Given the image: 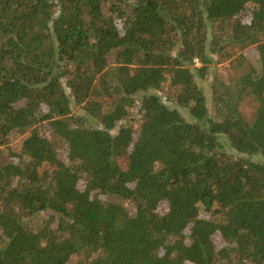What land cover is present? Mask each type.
Returning <instances> with one entry per match:
<instances>
[{"label": "trees", "instance_id": "obj_1", "mask_svg": "<svg viewBox=\"0 0 264 264\" xmlns=\"http://www.w3.org/2000/svg\"><path fill=\"white\" fill-rule=\"evenodd\" d=\"M0 264H264V0H0Z\"/></svg>", "mask_w": 264, "mask_h": 264}, {"label": "rangeland", "instance_id": "obj_2", "mask_svg": "<svg viewBox=\"0 0 264 264\" xmlns=\"http://www.w3.org/2000/svg\"><path fill=\"white\" fill-rule=\"evenodd\" d=\"M241 54H243L248 60H251L255 64V66H258L259 56H258V52L255 47H250L244 50L234 47L233 56L231 58H226V56H223L224 59H222L219 63H216L210 67L207 77L204 80H199V84L204 90L206 97L208 99V106L211 112L214 111V83H215V80L219 79V81L229 83L231 79L234 80L240 75H243L249 71V68H250L249 61H245V62L241 61L242 60V58L240 57ZM145 95L159 96L161 100L167 106H169L172 109H177L186 118L187 121L189 122L196 121L188 109L180 107L169 100L167 86H164L160 90H152L149 93H138L135 96V98L137 101H141L145 97ZM25 105H26V102L23 101L19 103L17 107H23ZM240 109H241V112L244 114V116L248 120H251L256 110V103L253 100V98L251 97L246 98L242 102ZM73 112L76 114H81V115L84 114V111L80 110L78 107H75ZM128 122L131 124H135V125L137 123L134 121V119H131V117H129L128 119H125L122 123L129 124ZM118 127H120V125H118ZM21 140L22 138L20 137L15 143V146L16 145L19 146L21 144ZM222 143L226 147L227 151H229L230 153H234V151L230 149V145L226 138L224 137L222 138ZM123 162L124 160L122 159L121 163ZM125 206L131 212L132 209L130 207V204L125 203ZM43 221H44V218L42 215H36L34 218L29 220L27 224L31 228L37 229L42 226Z\"/></svg>", "mask_w": 264, "mask_h": 264}, {"label": "built area", "instance_id": "obj_3", "mask_svg": "<svg viewBox=\"0 0 264 264\" xmlns=\"http://www.w3.org/2000/svg\"><path fill=\"white\" fill-rule=\"evenodd\" d=\"M197 65H199L198 60H196Z\"/></svg>", "mask_w": 264, "mask_h": 264}]
</instances>
